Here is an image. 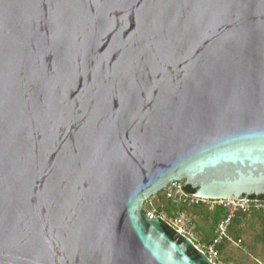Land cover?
<instances>
[{
  "label": "water",
  "instance_id": "1",
  "mask_svg": "<svg viewBox=\"0 0 264 264\" xmlns=\"http://www.w3.org/2000/svg\"><path fill=\"white\" fill-rule=\"evenodd\" d=\"M173 182L264 195V0H0V264H214Z\"/></svg>",
  "mask_w": 264,
  "mask_h": 264
},
{
  "label": "rangeland",
  "instance_id": "2",
  "mask_svg": "<svg viewBox=\"0 0 264 264\" xmlns=\"http://www.w3.org/2000/svg\"><path fill=\"white\" fill-rule=\"evenodd\" d=\"M182 187L183 183H181V189L178 185L169 184L159 193L151 196L145 202L144 209L146 212L158 214L156 212L157 206H162V200L164 199L171 198L179 202L187 200L190 205L188 211L175 216H169L164 213L159 215L168 218L180 215L189 217L190 223L186 235L194 241L199 249L205 252L216 239V229L214 231L210 229V213L220 206L217 203H213L214 201H202L198 204H193L192 200L183 194ZM193 205H199L202 209L193 213L191 212ZM241 220V225L239 227L237 225L234 226L230 230L231 232L228 229V238L216 246L217 254L212 255V258L217 264H264V221L256 218V216L254 217L253 212L246 214ZM239 229L241 230L240 232L238 231ZM237 234L239 235L238 238H236ZM211 237H213L212 241L209 242ZM221 246L222 248L220 249Z\"/></svg>",
  "mask_w": 264,
  "mask_h": 264
},
{
  "label": "built area",
  "instance_id": "3",
  "mask_svg": "<svg viewBox=\"0 0 264 264\" xmlns=\"http://www.w3.org/2000/svg\"><path fill=\"white\" fill-rule=\"evenodd\" d=\"M181 183L182 182H173L174 185L180 186V189H181ZM182 192H183V187H182ZM189 198L192 200L190 201L193 204H198L202 201L203 202L214 201L213 203H217L218 206L223 207L227 211L226 216L219 222V224L216 227V230H215L216 239L208 247V250L204 252L203 250L199 249L196 246L197 250L203 251L214 264H217V263L212 258V255L217 254L216 246L220 245L223 240H226L228 238V229L231 226L232 221L235 219V217L238 214H248L251 212H259L264 215V200L262 199H257V198H253V199H236V198L211 199V198H201V197L196 196L195 194H192ZM147 215L149 216L150 219H155L156 217L160 218L171 229L179 233V235L187 236L186 235L187 228L190 223L189 217L180 215L177 217L168 218L166 216L162 217V215H159V214H153L152 212H147Z\"/></svg>",
  "mask_w": 264,
  "mask_h": 264
},
{
  "label": "trees",
  "instance_id": "4",
  "mask_svg": "<svg viewBox=\"0 0 264 264\" xmlns=\"http://www.w3.org/2000/svg\"><path fill=\"white\" fill-rule=\"evenodd\" d=\"M183 183V182H182ZM183 192L185 194L186 197H190L192 194H194L195 190L189 186V185H185L183 186ZM251 198H256L254 196H252ZM259 199H262L264 200V195H261L259 197ZM163 201V205H159L157 206V209H156V212L158 214H161V213H164V214H167L169 216H175V215H178L182 212H186L189 210V203L187 200L183 201V202H179V201H176L175 199H171V198H167V199H164L162 200ZM201 206L199 205H193L192 206V209H191V212L195 213V212H198L199 210H201ZM227 214V211L226 209H224L223 207H217L215 210H213L211 213H210V220H211V231L215 230L217 225L219 224V222L226 216ZM253 214L257 217H264V215L262 213H259V212H253ZM246 214H238L235 219L232 221V224L229 228V232H231L230 230L233 229L234 226H240L241 223H242V217H245ZM165 225V224H164ZM166 228L172 233V234H175L176 232L171 229L170 227H168L167 225H165ZM239 232L241 231L240 229L238 230ZM238 234L236 236V238H238ZM212 238L211 237L209 239V242L212 241ZM197 244V243H196ZM222 248V246L220 247V249ZM194 254L197 253L196 250L193 251Z\"/></svg>",
  "mask_w": 264,
  "mask_h": 264
},
{
  "label": "crops",
  "instance_id": "5",
  "mask_svg": "<svg viewBox=\"0 0 264 264\" xmlns=\"http://www.w3.org/2000/svg\"><path fill=\"white\" fill-rule=\"evenodd\" d=\"M254 215V214H253ZM254 217H255V215H254ZM256 218H258V219H262L263 221H264V217H257L256 216Z\"/></svg>",
  "mask_w": 264,
  "mask_h": 264
}]
</instances>
